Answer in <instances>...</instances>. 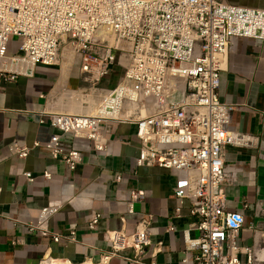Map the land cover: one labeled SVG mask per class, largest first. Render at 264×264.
Listing matches in <instances>:
<instances>
[{
	"label": "built area",
	"instance_id": "obj_1",
	"mask_svg": "<svg viewBox=\"0 0 264 264\" xmlns=\"http://www.w3.org/2000/svg\"><path fill=\"white\" fill-rule=\"evenodd\" d=\"M240 38L264 41L263 9L224 0H0V86L19 77L32 79L39 67L62 72L68 58L67 71L78 65L80 74L76 88L41 95L46 103L40 123L53 129L49 139L32 144L15 140L7 150L26 159L43 149L74 171L83 154L64 136L87 140L108 156L112 124L133 126L140 144L137 167L156 166L176 178L178 217L190 204L193 223L184 232L183 262L241 264L245 256L253 264L254 248L239 244L245 215L229 209L225 187L236 179L226 148L252 146L255 138L230 129L236 106L219 96L221 73ZM77 105L82 112L71 111ZM21 174L35 181L31 172ZM43 177L50 180L51 174ZM140 197L132 194L134 201ZM255 210L264 217L261 203ZM58 211L56 204L43 208L29 231L53 243H76L75 229L67 236L49 229ZM128 213L134 214L133 202ZM101 218L97 212L88 216L91 231ZM152 222L148 215L134 230L108 232L110 250L99 260L75 262L48 250L31 264H112L114 258L125 259L127 250L134 251L137 264H160L156 256L161 249L154 250L148 263L141 261L152 244ZM191 231L197 236L191 237Z\"/></svg>",
	"mask_w": 264,
	"mask_h": 264
},
{
	"label": "crops",
	"instance_id": "obj_2",
	"mask_svg": "<svg viewBox=\"0 0 264 264\" xmlns=\"http://www.w3.org/2000/svg\"><path fill=\"white\" fill-rule=\"evenodd\" d=\"M224 1L264 10V0ZM74 71L66 74L57 68L39 67L32 79L19 77L14 83L0 86L2 263L31 264L48 250L56 257L66 256L75 262L90 257L99 260L100 254L110 250L108 232L134 230L144 216L151 215L152 244L146 248L141 261L148 263L154 250L161 249L156 256L158 263L186 264L183 262L186 257L184 232L193 223L190 204H185L178 217L174 197L176 178L156 166L137 167L135 160L140 144L133 126L112 124L108 137L113 145L108 156L97 153L87 140L64 136L68 145L83 154L82 163L74 171L52 159L43 149L33 151L26 159L8 152L7 146L15 140L32 144L49 139L53 129L40 123L39 112L46 103L41 95L53 94L66 86L76 88L80 74ZM219 96L222 102L236 106L230 129L255 138L252 146L226 148V162L234 169L236 179L225 191L229 209L245 215L246 224L239 244L254 248L253 264H264V217L255 210L259 203L264 207V41L237 40L228 68L221 73ZM23 171L31 172L35 181L29 182L21 174ZM44 172L51 174L50 180L43 177ZM134 193L141 197L132 200ZM131 202L134 214L128 213ZM52 204H56L59 211L50 218L49 229L61 236L75 229L76 243L66 240L53 243L29 231L38 222L42 209ZM244 204H248V209H244ZM92 212L102 216L96 231L88 227V216ZM171 227L174 230H170ZM197 234L190 232L191 237ZM123 256L127 258H114L112 264H137L133 250L125 251ZM241 259V264H247L245 256Z\"/></svg>",
	"mask_w": 264,
	"mask_h": 264
},
{
	"label": "bare ground",
	"instance_id": "obj_3",
	"mask_svg": "<svg viewBox=\"0 0 264 264\" xmlns=\"http://www.w3.org/2000/svg\"><path fill=\"white\" fill-rule=\"evenodd\" d=\"M71 61L70 58H68L67 60H65V62L63 63V69L62 72H68L67 70H69V65H70ZM75 108V107H74ZM78 109V108H77ZM77 112V111H75ZM81 112V110H80ZM78 113V112H77ZM260 254V253H259ZM262 259H264V257H262Z\"/></svg>",
	"mask_w": 264,
	"mask_h": 264
},
{
	"label": "rangeland",
	"instance_id": "obj_4",
	"mask_svg": "<svg viewBox=\"0 0 264 264\" xmlns=\"http://www.w3.org/2000/svg\"><path fill=\"white\" fill-rule=\"evenodd\" d=\"M74 72H79V69H78V65L76 66V68H75V71ZM66 74H67V72H65ZM115 83H116V80H114V83H112L113 85H115ZM73 85H75L74 83H73ZM112 85V86H113ZM75 107V110H79L80 111V107L77 105V106H74ZM78 108V109H77ZM73 111V110H72Z\"/></svg>",
	"mask_w": 264,
	"mask_h": 264
}]
</instances>
